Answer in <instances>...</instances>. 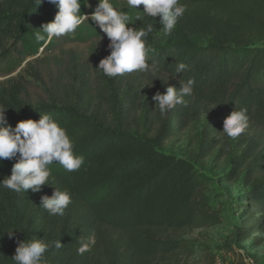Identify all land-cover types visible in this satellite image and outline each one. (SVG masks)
Here are the masks:
<instances>
[{"label":"trees","instance_id":"trees-1","mask_svg":"<svg viewBox=\"0 0 264 264\" xmlns=\"http://www.w3.org/2000/svg\"><path fill=\"white\" fill-rule=\"evenodd\" d=\"M113 1L126 6L122 10L131 17L129 27L151 23L156 28L147 37L155 49L147 62H158L159 71L149 72L150 79L162 81L165 90L193 79V92L161 115L147 92L148 71L109 77L96 69L102 101L93 105L86 101V77L78 70L76 53L70 60L73 71L54 55L59 67L54 83L35 65L55 45L57 37L37 41L35 34L54 20L56 6L48 0L38 6L36 0H0V75L20 69L0 81L8 123L15 127L21 120L51 114L67 129L75 153L84 156L76 171L50 165L51 184L39 192L0 187V264H15L18 242L34 238L60 241L62 247L52 246L44 254L47 264H188L198 252L214 264L211 248L194 233L223 223L221 211L206 203L213 179L197 167L215 149L216 161L227 157L230 165L221 179L234 183L244 176V197L264 213V0H180L186 11L167 37L160 17L144 15L143 5L136 10L127 0ZM98 2L87 0L90 7L82 2L81 12L90 16ZM89 20L76 31L83 34ZM179 63L187 68L176 74ZM27 73L42 89L39 95L30 91ZM241 100L245 103L237 105ZM214 107L229 115L246 108L249 127L235 139L228 137L210 112ZM196 124L201 130L185 156L163 151L168 138ZM15 162L0 160V181L11 175ZM56 188L72 193L63 217L40 206L41 197L50 198ZM250 205L239 239L264 232V215L256 218ZM93 233L95 245L78 253L80 240Z\"/></svg>","mask_w":264,"mask_h":264},{"label":"clouds","instance_id":"clouds-1","mask_svg":"<svg viewBox=\"0 0 264 264\" xmlns=\"http://www.w3.org/2000/svg\"><path fill=\"white\" fill-rule=\"evenodd\" d=\"M44 0H36L37 6ZM58 9L54 20L44 23L36 32L37 41H51L53 37H61L75 33L77 28L85 21L91 19L99 29L106 34L110 43V55L99 62L97 70L106 76L116 77L134 71H148L153 75L159 71V63L147 62L155 49L148 43L147 37L156 28L149 23L144 27H129L131 17L125 10L114 7L111 0H99L90 16L81 12V3L86 6L87 0H48ZM129 7L137 10L143 5L144 15L155 18L160 17L161 31L165 37L172 34L178 20L184 15L186 5L180 0H127ZM141 12V11H139ZM141 20L140 16L136 17ZM187 68L184 63L176 66L175 73H182ZM176 77V75H175ZM173 77V78H175ZM194 80L186 83L180 82V87L167 86L164 93L156 92L153 96L155 105L159 106L161 115L174 109L184 102L185 95L193 92ZM8 107L0 104V160H15L11 175L0 181V187L14 192H39L41 186L49 183L52 176L50 165L60 164L68 172L76 171L84 164V156L77 155L75 142L70 138L67 129L53 118L51 114L41 115L36 121L33 119L21 120L15 127L7 120ZM249 127V116L246 108L233 110L223 123V133L235 139ZM72 203V193L67 189L61 191L56 188L54 194L41 197L42 206L52 216L63 217L66 209ZM13 231L9 232L11 236ZM96 243L95 234L80 240L78 253L90 251ZM55 246L62 247L60 241H47L43 239H25L18 242L12 260L15 264H47L46 251Z\"/></svg>","mask_w":264,"mask_h":264},{"label":"rangeland","instance_id":"rangeland-1","mask_svg":"<svg viewBox=\"0 0 264 264\" xmlns=\"http://www.w3.org/2000/svg\"><path fill=\"white\" fill-rule=\"evenodd\" d=\"M114 7L122 10L126 6L120 2H112ZM83 34L75 31V33L57 37L55 45L46 54L43 55L36 63V67L41 71L48 82L53 83L59 72V67L55 63L53 57L56 54L61 56L64 68L73 71L74 67L70 65L72 55L76 53L79 61V72L85 74L86 77V101L93 103H101L102 99L98 92V85L95 79V71L102 57L110 55L111 50L108 48L110 41L91 19L84 26ZM20 73V69L8 76L0 75V81L3 82L9 77H15ZM145 85L147 92L152 96L156 92L165 90V85L158 79H150L151 74L145 72ZM27 79L30 80V91L33 95L42 93L40 86L35 83L36 79L27 73ZM239 101L237 105L244 104ZM133 108V107H132ZM211 114L217 115V120L222 125L225 118L229 115L224 108H211ZM135 114V112H133ZM204 115L202 116V118ZM201 130L200 125H193L183 132L168 138L163 144V151L175 154L176 156H185L186 153L194 147L190 145L194 139V135ZM223 133V132H222ZM217 149L210 156L202 159L197 167L206 175L213 179L212 184L205 192L206 203L211 209H219L223 217V223L217 227L203 229L202 232L195 231L194 237L200 243L208 245L212 253L215 255L214 264H264V232L252 234L247 239H239L238 230L242 217L246 211V207L250 203L244 197L246 188L244 176L234 182H226L221 179L224 172L230 169L227 157L221 162L216 161ZM101 190L96 192L94 196H100ZM250 207H252L250 205ZM256 218L264 215L263 212L253 209ZM227 245L230 248H227ZM188 264H208L206 257L198 252L189 258Z\"/></svg>","mask_w":264,"mask_h":264}]
</instances>
